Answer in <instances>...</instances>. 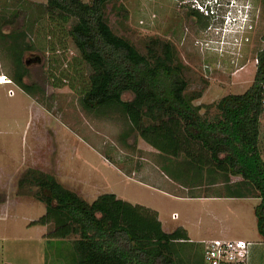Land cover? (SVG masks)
<instances>
[{"label":"rangeland","instance_id":"1","mask_svg":"<svg viewBox=\"0 0 264 264\" xmlns=\"http://www.w3.org/2000/svg\"><path fill=\"white\" fill-rule=\"evenodd\" d=\"M192 2L204 15L201 21L187 15ZM205 2L119 0L107 6L106 15L112 30L142 54L153 39L172 45L185 67L186 95L194 98L203 115L214 118L224 97L242 95L254 83L264 48V0H213V11H200L198 6ZM1 20L10 23L5 32L25 31L35 47L25 55L26 83L35 89L24 92L11 80L12 59L0 39V79L11 80L0 84V264H77L72 240L48 238L53 224L32 225L45 215L46 207L20 186L30 170L55 176L89 203L113 195L144 208L156 214L165 230L183 227L186 237L196 241L239 240L247 232L258 235L255 201L226 198L229 193L217 168L194 170L181 163L184 158L197 160L199 145L183 146L174 158L179 161L170 162L163 157L169 155L132 131L126 116L83 107L90 67L68 36L73 23L53 15L47 0H0ZM179 24L181 31H175ZM133 97L126 93L124 100ZM260 124L264 160V113ZM202 157L206 163L207 154ZM231 180L235 184L242 179ZM169 194L220 196L177 199ZM212 213L222 219L212 220ZM229 230L234 233L229 235ZM178 245L180 264L201 261L194 245ZM247 264H264V252L262 256L260 250Z\"/></svg>","mask_w":264,"mask_h":264},{"label":"trees","instance_id":"2","mask_svg":"<svg viewBox=\"0 0 264 264\" xmlns=\"http://www.w3.org/2000/svg\"><path fill=\"white\" fill-rule=\"evenodd\" d=\"M47 1L53 15L73 23L68 36L90 67L83 107L98 114L112 110L126 116L132 131L169 155L163 157L170 162L179 161L174 158L182 153L183 146L199 145L197 160L184 158L181 163L194 170L217 168L229 193L226 198L261 199L256 216L258 233L264 241V160L259 147L264 113V48L258 55L251 88L242 95L224 97L217 105L218 114L209 118L194 105V98L186 95L185 67L172 45L149 43L146 54H142L112 30L107 6L119 0ZM200 14L202 19L204 15ZM9 25L7 20L0 21V39L6 42L13 63L11 80L30 93L35 88L26 83L29 68L25 55L35 47L25 31L5 32ZM126 93H131L133 99L124 100ZM204 153L208 156L206 163ZM232 177L242 180L233 184ZM20 186L29 189L46 207L45 215L32 225L53 224L48 238L72 240L77 264H180L179 243L175 240H186V233H164L156 214L144 208L132 207L113 195L89 203L55 176L38 170L25 174Z\"/></svg>","mask_w":264,"mask_h":264},{"label":"built area","instance_id":"3","mask_svg":"<svg viewBox=\"0 0 264 264\" xmlns=\"http://www.w3.org/2000/svg\"><path fill=\"white\" fill-rule=\"evenodd\" d=\"M198 9L205 10L202 5ZM10 83L11 80L0 79V84ZM251 245L244 240H213L205 248V264H247Z\"/></svg>","mask_w":264,"mask_h":264},{"label":"crops","instance_id":"4","mask_svg":"<svg viewBox=\"0 0 264 264\" xmlns=\"http://www.w3.org/2000/svg\"><path fill=\"white\" fill-rule=\"evenodd\" d=\"M137 181V180H136ZM139 184L141 185H145L147 187H150L152 189H155V190H159L155 187H152V186H149L147 184H145L144 182H141V181H137ZM162 191V190H160ZM169 196H173L174 198H177V199H192V198H183V197H177V196H174V195H171L169 194ZM215 198H218L216 196H207L206 197H203V198H197V199H215ZM196 199V198H195ZM240 199H245V200H251V201H255L257 203V206L260 204L261 202V199L257 198V197H251V198H240ZM152 209V208H151ZM154 210V209H153ZM156 211V210H155ZM211 219L214 220V221H218L220 219H222V217H220L217 213L213 215V213L211 214ZM225 217V216H223ZM176 218V216H175ZM160 219V217H159ZM163 227V226H162ZM179 230H165V228L163 227L162 230L164 231V233L166 234H174L176 232L180 233V234H183L185 233L183 227H180L178 228ZM229 235L233 234L234 233V230H229L227 232ZM250 232H247L245 233L241 238H238L239 240H244V241H247L249 243H251L252 245L250 246V254H249V259L251 260V263L253 262V258L255 257L256 254L259 253V251L261 250L262 251V256H263V252H264V241L262 239V237L260 236V234L258 233V229H257V233L258 235H256V233H254L253 235H250L249 234ZM253 233V232H252ZM213 241V240H211ZM210 241V242H211ZM176 243H186V244H190V245H194V248L195 250H197V254L199 255V258L201 259V262L202 264H205V247H206V244L210 243V242H206L205 241H201V240H198L196 241L194 238L190 237V238H186V240H175ZM258 248H261L260 250ZM201 255V256H200ZM75 259L77 260L76 258V255H74ZM189 263V261H188Z\"/></svg>","mask_w":264,"mask_h":264},{"label":"flooded vegetation","instance_id":"5","mask_svg":"<svg viewBox=\"0 0 264 264\" xmlns=\"http://www.w3.org/2000/svg\"><path fill=\"white\" fill-rule=\"evenodd\" d=\"M192 3H193V2H192ZM191 7H192V8L189 9V11L187 12V15H188L189 17H191V18L193 19V21H196V22H197V20H198V21H201V18H200L201 14H200V12H199L198 10L194 9L195 4L193 3V4L191 5ZM179 23H180V22H179ZM179 29H180V30H179ZM174 30H175V31H176V30L181 31V25L179 24V25H178V28H175ZM157 42H163V41H159V40H157V39H153V40L150 42V45L155 46V43H157ZM164 43H168V42H165V41H164Z\"/></svg>","mask_w":264,"mask_h":264},{"label":"clouds","instance_id":"6","mask_svg":"<svg viewBox=\"0 0 264 264\" xmlns=\"http://www.w3.org/2000/svg\"><path fill=\"white\" fill-rule=\"evenodd\" d=\"M212 1L213 0H206V2H205V4L204 5H202L203 7H204V9H206V11H213L214 10V8H213V6L211 5V3H212ZM217 4L215 3L214 4V6H216ZM235 5H233V7H234ZM223 9V2H222V7H221V9H220V11ZM207 12V15H209V13ZM222 12V11H221ZM241 12V11H240ZM246 17H248V12H247V14H246ZM230 19V18H229ZM226 23H227V21H226ZM247 25H249V22L247 23ZM246 25V26H247ZM248 27V26H247ZM244 32V29L242 28L241 29V33H243Z\"/></svg>","mask_w":264,"mask_h":264}]
</instances>
